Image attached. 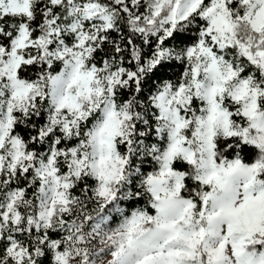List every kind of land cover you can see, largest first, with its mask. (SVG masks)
Segmentation results:
<instances>
[{"label":"snow or ice","instance_id":"snow-or-ice-1","mask_svg":"<svg viewBox=\"0 0 264 264\" xmlns=\"http://www.w3.org/2000/svg\"><path fill=\"white\" fill-rule=\"evenodd\" d=\"M0 264H264V0H0Z\"/></svg>","mask_w":264,"mask_h":264}]
</instances>
